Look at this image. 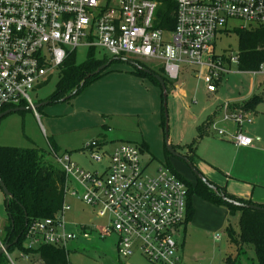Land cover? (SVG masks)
<instances>
[{
  "label": "built area",
  "instance_id": "obj_1",
  "mask_svg": "<svg viewBox=\"0 0 264 264\" xmlns=\"http://www.w3.org/2000/svg\"><path fill=\"white\" fill-rule=\"evenodd\" d=\"M170 1L175 9L166 20L168 9L159 14V0H0V115L26 107L36 112L30 94L56 76L80 47L146 64L161 61L171 82L179 80L183 66L190 67L209 92H216L232 66L240 67V51L216 54L217 35L232 20L250 25L238 30L264 28V0ZM249 72L264 75V62ZM221 110L222 120L238 128L231 137L235 147L252 146L253 139L243 130L253 122L250 113L229 103ZM226 134L218 130L220 137ZM84 149L101 165L99 171L86 172L70 155L51 148L67 179L62 210L53 218L28 223L22 247L15 251L17 259L10 247L5 249L7 235L0 228V250L7 264H44L35 253L39 247L68 252V245L80 239L106 240L114 235L122 258L140 249L152 264H187L176 240L187 218L186 182L167 167L147 174L136 145L101 152L93 141ZM69 198L92 209L104 223L69 230L65 222L72 210Z\"/></svg>",
  "mask_w": 264,
  "mask_h": 264
},
{
  "label": "rangeland",
  "instance_id": "obj_2",
  "mask_svg": "<svg viewBox=\"0 0 264 264\" xmlns=\"http://www.w3.org/2000/svg\"><path fill=\"white\" fill-rule=\"evenodd\" d=\"M241 27L248 29L250 25L232 20L226 30L217 35L216 54L231 56L238 53L237 30ZM87 57L88 48L80 47L77 51V63H83ZM96 57L107 58L108 61L113 58L103 50H98ZM141 63L153 70L162 69L161 61ZM232 70L238 71L235 66H232ZM109 71L73 98L37 108L36 112L25 110L2 118L0 147H38L47 152L51 148V142L58 147L61 155H70L76 166L93 173L99 171L101 165L91 159L89 152H81L89 143L98 138L106 139L107 144H104L101 152H112L121 144L140 146L146 143L149 152L142 153L141 161L147 174L155 175L158 170L169 165L186 181L196 185L197 177L185 159L190 155L188 147L199 137V128H203L213 116L216 118L212 126L218 128L217 121L223 115L222 110L218 111L221 104L236 101L245 103L259 96L262 97V102H258L256 110L250 109L254 112L255 124L248 134L255 139L261 138L259 148L264 151V76L248 73L225 75L218 85V92L211 95L195 71L183 66L180 78L175 82L182 89L176 92L171 90L167 99L168 142L179 155L177 157L167 153V133L165 126H162L161 88L148 79L137 76L134 73L135 68L123 61H114ZM57 82L56 75L32 92L30 97L33 104L39 106L48 102L47 99L56 90ZM208 131L219 137L214 129ZM205 145L203 144L202 151L206 150L220 160L228 157L227 153L230 154V162L232 161L234 153L231 150H223V145L222 148ZM199 155L196 148L191 163L197 170L200 167ZM251 160L264 164V152L254 154ZM103 164L108 165V161L104 160ZM216 174L223 178L220 173ZM231 182L242 188L248 187L246 182ZM255 191L260 195L264 189L258 187ZM5 201L6 197L0 189V228H6L8 220ZM68 202L72 206V210L65 216L69 230L75 225L100 226L104 223L82 202L72 198H69ZM192 205L193 218L182 227L176 237L185 262L228 264L227 256L230 253L236 256L237 251L229 246L227 228L231 226L239 232L240 213L231 215L227 208L213 206L196 196L192 197ZM68 251L71 264H152L142 255L140 249H136L128 258H122L117 250L116 235L106 240H97L96 236L91 241L80 239L70 243ZM248 253L241 255L238 264H258L254 252L250 250ZM12 257L17 259L18 254L13 252Z\"/></svg>",
  "mask_w": 264,
  "mask_h": 264
},
{
  "label": "trees",
  "instance_id": "obj_3",
  "mask_svg": "<svg viewBox=\"0 0 264 264\" xmlns=\"http://www.w3.org/2000/svg\"><path fill=\"white\" fill-rule=\"evenodd\" d=\"M162 5L160 12L168 9L166 20L172 16V10L175 9L174 4L170 0H159ZM163 13V14H165ZM172 23V22H171ZM170 25H164L165 28ZM170 29L172 27H169ZM239 36L240 51V69L243 71L257 70L264 62V28L256 30H237ZM97 50L90 48L88 50L87 60L83 63H77V52L72 53L66 60L64 66L57 73L58 82L54 94L47 99L50 103L61 101L69 97H75L87 88L91 83L99 79L101 76L109 73L110 66L97 76L88 78L89 75L97 71L100 67L107 64V58L99 59L96 57ZM120 61V60H119ZM141 67L152 72L148 74L144 71L135 69L134 73L144 79H148L156 86L160 83L155 78L159 76L164 79L168 93L174 86V83L166 78L163 69L153 70L150 67L136 61ZM259 102L258 97L245 104L246 109L255 108ZM40 108V107H39ZM165 126V116L163 109V123ZM204 132L199 128L198 139L188 147L190 155L186 156L190 162L194 158L192 153L198 144V140L202 138ZM97 142L102 148L104 146V138H98ZM51 143V142H50ZM52 144V143H51ZM53 145V144H52ZM142 153L149 152L146 143L141 144ZM57 151L58 149L54 147ZM55 150V151H56ZM85 149H82L84 151ZM167 153H170L167 150ZM174 174L181 180L185 181L188 186L187 199V218L185 226L192 220L194 208L192 205V197L212 204L216 207L227 208L231 215L240 213L239 226L237 233L231 226L227 228V237L231 249L237 251L236 256L230 253L226 262L228 264H238L241 255H247L252 250L254 252L258 264H264V205H256L250 201L235 198L229 195L226 190L209 181L217 187L218 193L211 190L201 180L197 179L196 185L186 181L184 177L178 175L175 170L167 165ZM0 177L3 180L10 194L11 199L6 200V211L8 220L6 222V239L9 244L10 252L13 253L22 247L24 242V233L28 223L36 220L53 218L62 210L65 202L66 190V174L62 167L52 157V153L46 152L38 147L31 148H15L0 147ZM244 204L256 205L261 209H246L237 207L224 201L221 197ZM17 241V242H16ZM44 264H71L69 261V251L55 246H42L36 252ZM8 261L4 255L0 257V264H7ZM251 264V263H246Z\"/></svg>",
  "mask_w": 264,
  "mask_h": 264
},
{
  "label": "crops",
  "instance_id": "obj_4",
  "mask_svg": "<svg viewBox=\"0 0 264 264\" xmlns=\"http://www.w3.org/2000/svg\"><path fill=\"white\" fill-rule=\"evenodd\" d=\"M236 69L238 71L232 70L230 73H227L226 75H233V74H237V73L252 74L249 71L241 70L240 67L239 68L236 67ZM252 75L258 76V75H262V74H252ZM224 76L222 77V79L224 78ZM262 76H264V75H262ZM222 79H221V81H222ZM200 80L203 81L201 78H200ZM173 83H174V86L171 88V90H175V92H176V91H179L182 89V87H178L175 82H173ZM219 83H218V85H219ZM206 88H207V86H206ZM206 90H207L208 94L213 95V94H216L218 92V86H217V91L214 93L209 92L208 89H206ZM161 91H162V89H161ZM256 97H258L259 101L261 100V102H262V97H259V96H256ZM246 103L247 102L244 103V101L243 102L236 101V102H230L229 104L233 105V107L243 106L246 109V107H245ZM222 105L223 104H221L220 106L218 105L219 106L218 111L221 110ZM258 105L259 104L257 103L255 108H251V109L256 110ZM246 110L250 113V115L253 118L254 112H252L250 109L249 110L246 109ZM21 112H23V111H21ZM215 118L216 117L213 116L212 119L211 118L208 119L209 121L202 128L204 135L202 138H200L198 140V144L196 145V147L194 148V152L192 153V155H193L195 153V149L197 148V151L200 154L198 156V159L200 160V167H199L198 171L205 178H207V180L211 181L212 183H214L215 185H217L219 187L224 188L229 195L234 196L235 198H238V199L250 201L256 205H262V204L264 205V192L260 195H257L256 191H255L256 188H258V187L264 189V164L251 160V157L254 154L263 153L264 151L259 148L261 145V138L255 139L248 134V132H251L253 129V125L255 124V119L253 118L252 124L246 125L243 128L244 133L253 139V145L250 147L238 148V147H235V145L232 142V138H231L238 131L237 126L231 122H224L222 120V115H221L220 119L217 121V123H218L217 127L218 128H214L212 126V124L214 123ZM211 129H214L217 132V136H219L218 130H220V129L225 130V132L227 134L224 137H220V136H219L220 138L215 137L213 133H210V131H208ZM104 144L105 145L107 144L106 139H104ZM203 144H206V145L211 146V147L215 146L217 148H222L221 146L223 145V148H224L223 150H225V151L231 150L234 153V157H233L232 161L230 162V159L228 158V157H230V154L226 153V155L228 157L220 160V159L216 158L215 155L212 154L211 152H210L211 154H209L208 152H206V150L202 151ZM50 145H51L52 149L56 150L54 147H56L58 149V147L56 145H52L51 143H50ZM51 148H50V150H48V152H50V153H51ZM56 152H58L60 154L59 151L56 150ZM81 152L83 153L82 150H81ZM71 159H72V157H71ZM216 172L220 173L223 176V178L220 177L219 175H217ZM231 180H234V181L240 182V183L246 182V183H248V187H243V188L239 187L237 184L232 183ZM5 203H6V201H5ZM72 229H73V226H72Z\"/></svg>",
  "mask_w": 264,
  "mask_h": 264
},
{
  "label": "water",
  "instance_id": "obj_5",
  "mask_svg": "<svg viewBox=\"0 0 264 264\" xmlns=\"http://www.w3.org/2000/svg\"><path fill=\"white\" fill-rule=\"evenodd\" d=\"M116 60H120V61H123L125 63H128L129 65H131L132 67H134L135 69H138L140 71H144L148 74H152V72L144 67H141L136 61L134 60H131V59H127V58H112L111 61H109L107 64H105L104 66L100 67L97 71H95L94 73H92L91 75L88 76V78H91V77H94V76H97L99 75L100 73H102L104 70H106L110 64ZM155 78L158 80V82L160 83V86H161V89H162V96H163V109H164V116H165V132L167 133V149L168 151L179 157L178 154H176L175 152V149L169 144L168 142V131H169V126H168V105H167V99H168V89H167V86H166V83L164 81L163 78L159 77V76H156L155 75ZM70 98L69 97H66L64 99H62L61 101H66ZM51 104L49 101L46 102V103H43L39 106H36L35 108H39V107H43V106H46V105H49ZM25 110H31V108H27V109H24V108H19V109H14V110H9L3 114L0 115V120L2 118H4L5 116L11 114V113H14V112H21V111H25ZM185 161L188 163V165L190 166V168L192 169V171L194 172V174L196 175L197 179L201 180L204 184H206L211 190L215 191L216 193H218V190H217V187L212 185L193 165L192 163L188 160V159H185ZM0 189L3 191L5 197H6V200H9L11 199L13 196L10 194V192L8 191L7 187L5 186L3 180L1 179L0 177ZM222 199L230 204H233L237 207H241V208H246V209H261L260 207L256 206V205H249V204H244V203H240V202H237V201H233L231 199H228L226 198L224 195H221ZM17 242V241H16ZM9 248V245H5V249L8 250ZM3 250H0V257L3 255Z\"/></svg>",
  "mask_w": 264,
  "mask_h": 264
}]
</instances>
